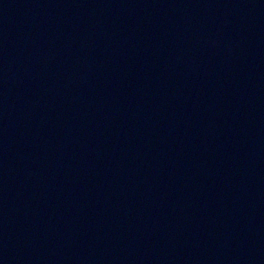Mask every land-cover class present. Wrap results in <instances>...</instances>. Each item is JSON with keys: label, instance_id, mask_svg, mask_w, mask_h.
Here are the masks:
<instances>
[{"label": "water", "instance_id": "obj_1", "mask_svg": "<svg viewBox=\"0 0 264 264\" xmlns=\"http://www.w3.org/2000/svg\"><path fill=\"white\" fill-rule=\"evenodd\" d=\"M0 264H264V0H0Z\"/></svg>", "mask_w": 264, "mask_h": 264}]
</instances>
